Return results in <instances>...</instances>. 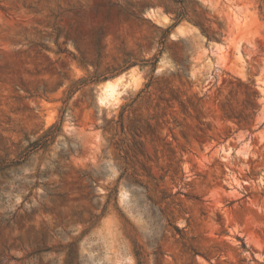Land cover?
I'll list each match as a JSON object with an SVG mask.
<instances>
[{
  "label": "rangeland",
  "instance_id": "obj_1",
  "mask_svg": "<svg viewBox=\"0 0 264 264\" xmlns=\"http://www.w3.org/2000/svg\"><path fill=\"white\" fill-rule=\"evenodd\" d=\"M0 264H264V0H0Z\"/></svg>",
  "mask_w": 264,
  "mask_h": 264
}]
</instances>
